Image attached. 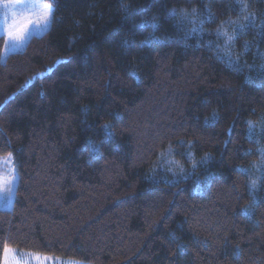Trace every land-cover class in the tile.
<instances>
[{
	"label": "trees",
	"instance_id": "obj_1",
	"mask_svg": "<svg viewBox=\"0 0 264 264\" xmlns=\"http://www.w3.org/2000/svg\"><path fill=\"white\" fill-rule=\"evenodd\" d=\"M46 1L47 32L0 36V247L264 264V0Z\"/></svg>",
	"mask_w": 264,
	"mask_h": 264
},
{
	"label": "snow or ice",
	"instance_id": "obj_2",
	"mask_svg": "<svg viewBox=\"0 0 264 264\" xmlns=\"http://www.w3.org/2000/svg\"><path fill=\"white\" fill-rule=\"evenodd\" d=\"M9 8L15 9L16 16L11 24L6 23L5 25L4 31L6 39L4 45L5 48L10 47L13 50L18 44L24 42L28 24L35 22L37 26L41 23L47 25L50 23L51 19L54 18L56 10L52 4L40 3L39 0H31L30 3H26L25 0H0V9L3 10L5 21L8 20L6 13ZM25 20L27 21L25 30L18 31L19 25ZM153 27L155 28L156 25L153 24ZM228 39L230 41L234 40V36H229ZM262 68H264V65H262ZM249 123L251 127V122ZM105 127L108 128L110 126L105 125ZM13 159V154L11 152L7 153L4 157H0V162H2L4 168V171L0 172V190L8 193L13 191L14 186L18 187L19 182V173L17 167L13 163ZM253 183L255 184V182ZM16 255V250L9 247L8 243H4L2 247H0V256L3 257L2 264H18ZM10 256L11 259H9Z\"/></svg>",
	"mask_w": 264,
	"mask_h": 264
},
{
	"label": "rangeland",
	"instance_id": "obj_3",
	"mask_svg": "<svg viewBox=\"0 0 264 264\" xmlns=\"http://www.w3.org/2000/svg\"><path fill=\"white\" fill-rule=\"evenodd\" d=\"M25 2L30 3L31 0H25ZM39 2L50 4L46 0H39ZM6 23L11 24L12 20L8 18V20L5 21L3 10L0 9V36L4 37V41L6 39V34L4 31ZM51 23H52V19L50 23H48L47 25H44L41 23L39 26H37L35 22L28 24L27 29H26L27 34L22 44H18L14 50L10 47L5 48V45H3V48L1 51L2 59H4L10 53L19 52L23 50V48L25 47L26 43L29 41L30 38L34 36L43 35L45 32H47L50 29ZM25 24H27L26 20L19 25L18 31H24ZM0 157H4V156H0ZM3 171H4L3 164L2 162H0V172H3ZM15 188L16 186L13 187V191L11 193L0 190V209L3 210V209L11 208L13 199L15 196ZM16 253H17L16 260L18 261V264H86V263H83L77 260H69V259L63 260V259L55 258L54 256H48V255L43 256V255H38L32 252H25V251L21 252V251L16 250ZM2 259L3 257L1 258V264H2ZM9 259H11V256L9 257Z\"/></svg>",
	"mask_w": 264,
	"mask_h": 264
},
{
	"label": "clouds",
	"instance_id": "obj_4",
	"mask_svg": "<svg viewBox=\"0 0 264 264\" xmlns=\"http://www.w3.org/2000/svg\"><path fill=\"white\" fill-rule=\"evenodd\" d=\"M6 14H7L8 18H10L11 20H13L14 17L16 16L15 9L14 8H9L7 10V13Z\"/></svg>",
	"mask_w": 264,
	"mask_h": 264
}]
</instances>
